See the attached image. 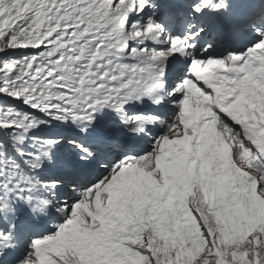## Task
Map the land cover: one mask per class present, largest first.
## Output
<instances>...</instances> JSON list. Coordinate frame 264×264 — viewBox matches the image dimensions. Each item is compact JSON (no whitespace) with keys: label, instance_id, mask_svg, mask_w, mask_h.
I'll use <instances>...</instances> for the list:
<instances>
[{"label":"snow or ice","instance_id":"6c2138e0","mask_svg":"<svg viewBox=\"0 0 264 264\" xmlns=\"http://www.w3.org/2000/svg\"><path fill=\"white\" fill-rule=\"evenodd\" d=\"M0 264H264V0H0Z\"/></svg>","mask_w":264,"mask_h":264}]
</instances>
